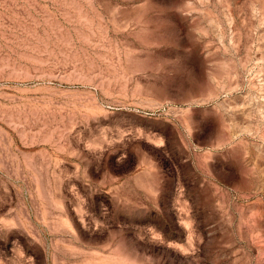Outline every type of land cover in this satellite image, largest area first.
<instances>
[{
  "label": "rangeland",
  "instance_id": "374dc122",
  "mask_svg": "<svg viewBox=\"0 0 264 264\" xmlns=\"http://www.w3.org/2000/svg\"><path fill=\"white\" fill-rule=\"evenodd\" d=\"M0 264H264V0H0Z\"/></svg>",
  "mask_w": 264,
  "mask_h": 264
}]
</instances>
